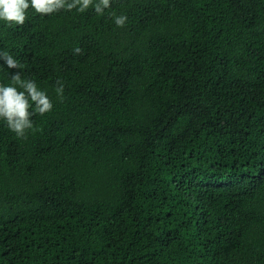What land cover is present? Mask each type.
<instances>
[{"label": "trees", "instance_id": "1", "mask_svg": "<svg viewBox=\"0 0 264 264\" xmlns=\"http://www.w3.org/2000/svg\"><path fill=\"white\" fill-rule=\"evenodd\" d=\"M0 52L52 102L0 121V264H264V0L29 8Z\"/></svg>", "mask_w": 264, "mask_h": 264}, {"label": "clouds", "instance_id": "2", "mask_svg": "<svg viewBox=\"0 0 264 264\" xmlns=\"http://www.w3.org/2000/svg\"><path fill=\"white\" fill-rule=\"evenodd\" d=\"M92 3V7L97 14L108 8L110 0H0V21L16 25L23 24L27 9H32L36 13H51L60 8L83 11ZM112 15L116 26H122L127 20L125 14ZM74 52L80 49L75 47ZM0 71H4V66L8 68H19L18 61L6 52H0ZM9 83H0V121L17 136L24 133L25 129L32 127L30 117L33 113L44 114L52 107V102L46 92L39 88L33 79L21 78L20 72H13ZM63 85L58 84L55 88L57 96H60ZM31 109V110H29Z\"/></svg>", "mask_w": 264, "mask_h": 264}]
</instances>
